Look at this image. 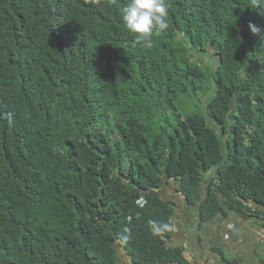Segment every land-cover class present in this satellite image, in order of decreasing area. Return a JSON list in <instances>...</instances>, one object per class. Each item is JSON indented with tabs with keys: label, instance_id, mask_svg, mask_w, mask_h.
Segmentation results:
<instances>
[{
	"label": "trees",
	"instance_id": "obj_1",
	"mask_svg": "<svg viewBox=\"0 0 264 264\" xmlns=\"http://www.w3.org/2000/svg\"><path fill=\"white\" fill-rule=\"evenodd\" d=\"M126 2L0 0V264H191L170 179L263 220L264 0H166L151 48Z\"/></svg>",
	"mask_w": 264,
	"mask_h": 264
},
{
	"label": "clouds",
	"instance_id": "obj_2",
	"mask_svg": "<svg viewBox=\"0 0 264 264\" xmlns=\"http://www.w3.org/2000/svg\"><path fill=\"white\" fill-rule=\"evenodd\" d=\"M121 11L124 27L127 29L128 33L134 37L135 43L137 45H142L145 48H151L153 46L154 35H159L169 28V13L166 0H127V2L123 5ZM251 30L254 34L257 31L254 27H252ZM261 34H264V31H262ZM68 89L71 91L70 88ZM68 98L69 97H67L66 100H68ZM64 103H66L65 100L62 102V104ZM204 174H202V177H204ZM179 186L180 181L177 182L174 179H170V185L167 186L165 190L168 192H164L166 193L164 196V200L169 205L171 212L168 210V212L165 213L166 222H162L156 219L148 221V228L153 236L162 235L165 231L168 230L167 233L169 235V240H171L172 236L177 231L182 232V230H184L185 233H188L190 230H193L194 227L199 225L200 222L205 218L211 217L216 213H220L222 204L227 207L224 204V197H222L221 192H218V196L220 197V210L215 211L208 217L202 216L200 218L198 217L197 210L200 203V197L202 196L201 198H203L204 188L200 186L197 189L198 197L196 198V200H194V198L192 200H189L188 196L185 195V192L183 191V189L179 188ZM243 203L247 207L258 208L259 210L264 212V208H259L252 201L243 200ZM232 213H234V211ZM171 215L173 216V219H170ZM236 216L239 215L237 214ZM173 221L175 222V224H173ZM248 222L254 225L255 239L262 248V252H264V217L263 220L259 221V223H256L253 220H248ZM124 232L129 233L130 229L125 228ZM128 238V235L122 237V239L125 241ZM171 249L178 248L171 247ZM232 260L238 261L241 259L239 255H236V257ZM232 264L236 263L232 262Z\"/></svg>",
	"mask_w": 264,
	"mask_h": 264
},
{
	"label": "crops",
	"instance_id": "obj_3",
	"mask_svg": "<svg viewBox=\"0 0 264 264\" xmlns=\"http://www.w3.org/2000/svg\"><path fill=\"white\" fill-rule=\"evenodd\" d=\"M232 212L222 204L220 213L205 218L194 230L177 231L168 241L170 247L180 249L191 264H264L254 225ZM236 255L241 260H232Z\"/></svg>",
	"mask_w": 264,
	"mask_h": 264
},
{
	"label": "rangeland",
	"instance_id": "obj_4",
	"mask_svg": "<svg viewBox=\"0 0 264 264\" xmlns=\"http://www.w3.org/2000/svg\"><path fill=\"white\" fill-rule=\"evenodd\" d=\"M210 173H211L210 171H209V172H206V173L204 174V177H206V178L209 177V176H210Z\"/></svg>",
	"mask_w": 264,
	"mask_h": 264
}]
</instances>
